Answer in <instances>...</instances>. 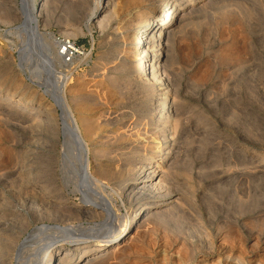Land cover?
<instances>
[{"label": "rangeland", "instance_id": "1", "mask_svg": "<svg viewBox=\"0 0 264 264\" xmlns=\"http://www.w3.org/2000/svg\"><path fill=\"white\" fill-rule=\"evenodd\" d=\"M94 1L32 0L37 41L21 0H0V264H34L44 250L71 264L75 239L97 243L165 196L173 202L139 215L120 247L91 242L80 264H264V0H185L155 84L133 69L132 31L169 0H102L90 17ZM66 39L83 50L69 62ZM143 165L161 170L159 184L139 187ZM81 175L100 183L111 215Z\"/></svg>", "mask_w": 264, "mask_h": 264}, {"label": "bare ground", "instance_id": "2", "mask_svg": "<svg viewBox=\"0 0 264 264\" xmlns=\"http://www.w3.org/2000/svg\"><path fill=\"white\" fill-rule=\"evenodd\" d=\"M185 2H186L185 0H169L165 4L164 11H162V10L159 11L156 15H154V17L149 18L147 21H143V22L141 21L142 23L139 22L140 24L137 23L138 26L137 25L136 26L139 27V29H137V31L136 30L132 31V33H133L132 36H133V38H135L134 39L135 42L132 40L133 38L131 40L135 44L133 46V49H130L131 51L129 49L128 50H129L130 53L133 54L132 57H130L133 62L137 60L138 56L141 57V62L139 61L140 60L139 59L138 61H136L138 63L134 65L135 68L132 66L133 69H135V71L137 72L138 77L140 79H145L146 78L147 80H150V81L153 82V83L151 82V84H155L157 82H159V83L161 82L160 80H162V79H160V77H161L160 73L158 71H156L155 69L158 70V68H157V67H159L158 60L160 58V55L162 54V49L164 47V44H163L164 41L163 40L167 38V33H169L168 28L170 27V25H169L168 21H171V20H174V19H176V20L178 19L179 15H180V14H178V11L182 10L183 8H185L184 7V3ZM94 4L95 5H94V8L92 9L90 17L95 15V13L103 7L102 0H96V1H94ZM20 5H21L20 10H21V13H22L23 18H24L23 27L27 31L28 36L30 37L31 40H35V39L37 40V38L41 37V34L39 33L38 28H37V24H36V21H37V19H36V9L34 8V6L32 4V0H21V4ZM186 9H187V7H186ZM145 18H147V17H145ZM154 41H155V45L150 46V44H153ZM57 43H58V45H60V42H57ZM155 62H157V64H158V65L156 64V68L154 66ZM41 63H42V61H41ZM160 66H161V64H160ZM50 68H52V67H50ZM54 70H56V68H54ZM58 72L56 71V73H58ZM55 91L53 92L52 95H54V99H55L54 101H56V104L62 110L60 118H62V122H63L64 128L67 130V133L70 136L71 140L73 141V143H75V146L78 148V150L81 151V154L83 155V158H84V153L86 151V143L82 139V137H81V135L79 133V130H78L77 126H76L75 120L72 118L71 114L68 111V108L65 106V103L63 102L61 94H59L58 91L55 93ZM28 110H31V111L35 110V107L30 106L28 108ZM159 151H160V148H159ZM164 154H167V153H164ZM151 161H156V159L153 158V160H151ZM159 163L161 164V162H159ZM82 165H83V162H82ZM144 165L140 168L141 170L139 171L140 172L139 174H141V176H140L138 182L139 183H143V185L139 186V187L140 188L142 187L144 189L146 186H148V185L150 186V184H153V186L155 184L156 185L159 184L160 180H155V179L160 174L161 170L160 171H158L159 169L156 170L157 167H155L154 165H149V167H146ZM86 170L87 169L84 170V166H83V168L82 167L80 168L81 172L82 171L85 172ZM146 170H148V171H146ZM83 175H81L82 176V180H83V185L88 187L90 195L92 196L93 200H95V203H93V204L98 205V209L106 211L108 214H110L109 213L110 212L109 201L98 190L100 188V185H99L100 183L98 184V182H96V183L90 185L89 183H87V181L84 180V176ZM160 178H161V176H160ZM169 198H170V196H165V197H160L157 200L150 201L143 208L137 210L134 214H132V217L129 220L125 221L121 228L120 227H115V229L112 230V231L108 230V231L102 232L103 230L100 231V227L101 226L100 227H96L92 231L95 232V230H96V231L102 232V236L98 238L99 241H97V243H96L97 239H94L95 241L94 240L93 241H91V240H80V238L75 239L76 241H74L71 244L72 247H70V248L72 250H78L79 252L74 257V259H73L71 264H80L81 262H83V261H81V260H83L82 259V257H83L82 254L87 252V251H83V250L87 249L88 248L87 245L89 243H91V242H94V244L99 247L98 250H110V249H113V248L116 249V248L120 247V245H122V243L125 242V240L127 238V235L129 233V227L133 224L135 219L138 218V216L141 215V214L143 216L145 213H147L148 211L152 210L153 208L162 207V206H165V205L173 202V200H170ZM110 215L108 217L111 219ZM60 227L56 226V225L55 226H53V225L52 226L51 225L50 226H48V225L44 226L43 225L38 230L58 232L59 230H62ZM68 229H72V227L70 228V226H68L67 229H65L66 231H68V233H70V236L77 237L79 235V233H77L76 230L73 231V229L72 230H68ZM78 232H80V231H78ZM36 233H37V231H36ZM110 233H112V234L115 233V234L112 237H110L109 236ZM35 235H37V234H35ZM94 244H93V246H94ZM80 245H84V246L80 247ZM40 255L36 256V261L33 262L34 264H46V262L49 263V264H64V261H62V260H59L58 263L56 262V260H57L56 258L58 257L57 256L58 253L56 251H47V252H45V250H44L43 256L41 255V257H40ZM96 255H97V253L96 254L93 253L89 257L84 259V260L85 261H91V262H92V260L95 261V259L96 260L99 259V258H97ZM63 256H65V254H63ZM99 257H100V255H99ZM60 259H62V258L60 257Z\"/></svg>", "mask_w": 264, "mask_h": 264}, {"label": "built area", "instance_id": "3", "mask_svg": "<svg viewBox=\"0 0 264 264\" xmlns=\"http://www.w3.org/2000/svg\"><path fill=\"white\" fill-rule=\"evenodd\" d=\"M82 51L75 41H71L70 39L60 41L59 56H61L64 62H69L75 56L80 55Z\"/></svg>", "mask_w": 264, "mask_h": 264}]
</instances>
